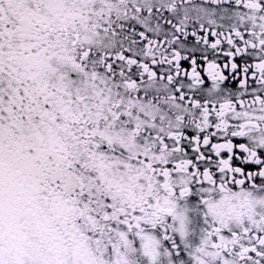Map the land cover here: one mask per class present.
I'll return each instance as SVG.
<instances>
[{
	"label": "snow or ice",
	"instance_id": "6c2138e0",
	"mask_svg": "<svg viewBox=\"0 0 264 264\" xmlns=\"http://www.w3.org/2000/svg\"><path fill=\"white\" fill-rule=\"evenodd\" d=\"M0 264H264V0H0Z\"/></svg>",
	"mask_w": 264,
	"mask_h": 264
}]
</instances>
